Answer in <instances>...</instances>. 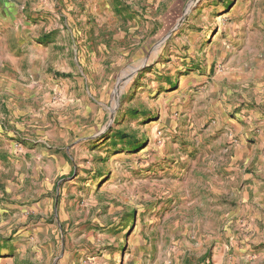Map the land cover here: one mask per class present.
I'll return each mask as SVG.
<instances>
[{
    "label": "rangeland",
    "instance_id": "obj_1",
    "mask_svg": "<svg viewBox=\"0 0 264 264\" xmlns=\"http://www.w3.org/2000/svg\"><path fill=\"white\" fill-rule=\"evenodd\" d=\"M9 1L47 52L2 120L0 264H264V0Z\"/></svg>",
    "mask_w": 264,
    "mask_h": 264
},
{
    "label": "crops",
    "instance_id": "obj_2",
    "mask_svg": "<svg viewBox=\"0 0 264 264\" xmlns=\"http://www.w3.org/2000/svg\"><path fill=\"white\" fill-rule=\"evenodd\" d=\"M8 3V5H0V155L4 151L14 150L15 146V142L11 140L15 136L14 132L11 128L5 130L1 126L4 125L2 120L7 118L8 121H13L17 116L15 99L32 93L38 75L35 66L45 63L47 52L37 47L38 44L34 42L33 37L36 36L34 26L21 12V6L11 1ZM255 65L256 63L253 62L247 63L244 69L247 71L253 69L256 75L258 70L254 67ZM239 75L242 77L241 74ZM237 125V123L233 125L235 133L239 131ZM235 155L238 159L246 158L245 150L238 147ZM240 164L241 161H238L237 165ZM242 188L244 189L242 201L249 196L252 197L251 203L256 207L257 218L260 219V223H263L264 194H261V191H264V182L254 179L247 184H242ZM245 207L247 210L243 213L250 218V206L245 204ZM248 226L256 228L254 223H249Z\"/></svg>",
    "mask_w": 264,
    "mask_h": 264
}]
</instances>
